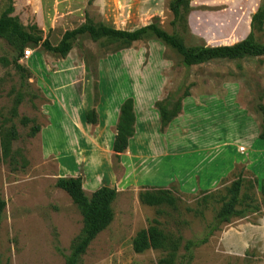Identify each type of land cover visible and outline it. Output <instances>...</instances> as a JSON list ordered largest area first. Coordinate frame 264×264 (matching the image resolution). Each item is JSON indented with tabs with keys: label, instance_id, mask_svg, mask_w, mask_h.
<instances>
[{
	"label": "rangeland",
	"instance_id": "rangeland-1",
	"mask_svg": "<svg viewBox=\"0 0 264 264\" xmlns=\"http://www.w3.org/2000/svg\"><path fill=\"white\" fill-rule=\"evenodd\" d=\"M171 1L13 0L12 15L26 28L36 24L43 36L57 45L66 30L86 21V14L96 24L124 30H135L158 17L159 26L173 33ZM263 4L264 0H191L187 26L179 29L180 36L190 49L232 45L251 33L252 16ZM8 5V0H0V16ZM261 27L257 21L253 39L264 45V25ZM28 49L32 56L25 58ZM20 52L17 38L0 37V123L3 117H10L17 96L22 97L18 114L11 119L18 132L13 142L16 162L4 161L0 152V264H67L65 256L79 235L83 220L78 206L56 182L79 174L81 168L85 173L93 169L91 153L87 152L91 145L79 139L48 142L42 139V130L35 137L30 136V130L34 124L52 125L49 111L57 108L53 85L61 83L64 90L73 92L84 88L93 92L96 84L95 89L106 96L113 88L110 79L120 76L127 77L133 89L147 83L157 89L161 84L163 100L171 112L186 92L217 93L223 97L235 94L253 113L250 117L257 125V135L251 136L249 142L225 146L226 164L219 167L222 169L216 175L196 177L198 182H209L197 188L194 179L193 184L182 180L187 178L188 162L194 161L193 166L199 163L192 169L198 173L212 154L220 151L219 147L176 156L171 148H151L152 159L162 160V165H169L170 170L172 164L179 168L176 175L167 178L166 186L149 184L154 179L147 176L153 171L150 165L148 173L146 165L134 163L131 167L112 155L103 164L105 172L94 188L103 183L114 184L118 192L112 204L114 218L92 241L81 264H159L172 253L174 264H264V196L254 181L264 179V145L261 143L262 150L251 148L257 136L264 141V56L214 59L187 66L175 49L152 33L128 46L121 40L94 41L89 35H82L73 42L66 57L34 43L26 44ZM17 64L27 72L19 70ZM23 117L32 122L23 125ZM230 124L228 135L238 130L232 121ZM55 126L62 127L59 123ZM182 135L190 136V128L183 127ZM182 160H187L186 164ZM240 173L244 181L235 206L237 214L229 222H221L218 215ZM161 186L176 198L174 206H149L139 200L141 190ZM155 221L167 237V248L135 252V237Z\"/></svg>",
	"mask_w": 264,
	"mask_h": 264
},
{
	"label": "crops",
	"instance_id": "crops-1",
	"mask_svg": "<svg viewBox=\"0 0 264 264\" xmlns=\"http://www.w3.org/2000/svg\"><path fill=\"white\" fill-rule=\"evenodd\" d=\"M123 77L110 79L113 88H109L110 92L106 96H102L98 88L95 89L96 84L93 85V92L88 91V89L85 90V88L76 89L73 92L64 90L65 86L61 83L53 85L55 93H57L55 95L57 108H53L57 110L54 111L55 109L52 108L49 111L52 125L41 126V136L44 141L48 142L56 140L64 142L67 139L74 142L79 139L80 142L91 145V149L88 148L87 152L91 153L90 159L93 169L85 173L81 168L79 174L68 176H81L86 194L90 193L91 195L104 185L115 187L110 182L94 188L96 183L100 181L99 177L105 172L106 167L103 164H107L112 155L115 157L117 155L113 150V143L117 134L120 107L127 98L132 97L135 102V132L129 139L128 148L119 153V161L124 159L131 167L134 166V163H136L135 165H146L148 173L153 168V171L147 175L154 178L149 184L166 186L167 178L179 169L175 168L176 164H172V170H170L169 165H162V160L152 159L151 148L153 147L157 148V151L164 150L166 147L171 148L175 150L174 156L192 151L210 150L214 146L219 147L218 150L220 151L212 154L208 164L198 173H193L192 169L197 167L199 163L195 162V166H193L194 161L188 162L189 165L185 168L187 178L183 179L182 177V180L185 184H193L195 181L198 185H194V187L197 188L204 187L206 184L209 185V182H198L196 177L199 175V177L216 175L215 173H219L222 169L219 167L226 164L228 158L227 147L225 146L238 144L240 141L249 142V139L257 135V125L252 122L250 117L253 116V113L240 103L237 95L232 94V97H223L224 95L217 93H192L184 97L181 103V112L168 124L164 131H161V114L156 103L164 99V88L160 84V87L155 89L154 86L152 88L151 84L148 85L147 83L141 85L140 88L135 87L133 89L130 88L129 84L131 83L127 77ZM119 87L122 88L119 90ZM121 90L122 92H120ZM92 109L97 113L95 124L89 122L86 116V113ZM233 110L235 111L234 114ZM230 121L234 127L238 128L237 132L232 135H228V127L231 126ZM58 123L62 126L59 129L55 126ZM183 127L190 128V136L182 135ZM230 136L235 138L232 139ZM260 140L257 136V140L252 141L253 146L251 148L256 149V146L262 150L260 147L262 146L261 143L264 145V141L261 142ZM82 153L85 154L84 151ZM160 155L159 152L158 157ZM186 162L187 160L183 164ZM148 165H150V170H148Z\"/></svg>",
	"mask_w": 264,
	"mask_h": 264
},
{
	"label": "trees",
	"instance_id": "trees-1",
	"mask_svg": "<svg viewBox=\"0 0 264 264\" xmlns=\"http://www.w3.org/2000/svg\"><path fill=\"white\" fill-rule=\"evenodd\" d=\"M7 9L0 16V37L11 35L17 38L21 44V54L26 44L34 43L41 45L46 51L66 57L73 47V42L82 35H89L92 40L101 39L121 40L127 46L135 41L143 39L147 34L152 33L156 39L162 41L165 45L175 49L182 57L187 66L198 65L209 62L214 59H241L249 56H264V45L257 43L253 39V29L258 21L264 25V4L259 7L251 20V33L243 40L228 46H206L202 45L197 48H187L180 36L179 29L185 28L186 15L190 8L191 0H172L170 9L173 13L172 26L173 33H168L158 24V17L148 25L139 27L135 30L117 29L105 24H96L88 14L86 21L72 30H66L61 41L57 45H53L49 37H44L42 30L32 24L27 28L24 27L17 16H13L14 11L13 0H8ZM22 72H27L26 68L21 64L16 65ZM27 74V73H26ZM186 92L183 95L187 97ZM182 98V99H183ZM179 99L176 107L171 112L165 100L158 101L156 106L161 114V130L164 131L168 124L181 112V102ZM22 101L21 94L15 100L10 110V117H3L0 123V152L3 160L11 164L16 162L13 142L18 138V132L11 119L18 114V106ZM134 99L127 98L120 107V117L117 124V134L113 143V150L119 158V153L124 152L128 148L129 139L135 132L136 114L134 108ZM89 122L95 124L97 122V113L94 109L86 113ZM32 120L23 117L21 123L28 125ZM41 126L34 124L30 130V136L35 137L39 133ZM264 139V132L261 134ZM243 175L239 174L238 178L233 182L229 189V199L223 204L219 213L221 222H229L234 214L235 206L239 201V195L243 185ZM261 187V193L264 196V179L261 181L255 179ZM57 187L64 190L76 204L81 212L83 225L79 235L71 245L69 253L65 256L67 264H81L82 257L86 253L92 241L103 231L114 218L112 204L117 198L118 192L115 187L104 185L88 196L83 188V179L78 177H61L56 182ZM139 200L149 206H158L169 204L174 206L176 198L171 195L169 189H145L139 193ZM3 208V202L0 201V214ZM167 237L155 221L148 229L141 230L133 241L134 251L142 253L147 249L167 248ZM174 254L159 261V264H174Z\"/></svg>",
	"mask_w": 264,
	"mask_h": 264
},
{
	"label": "built area",
	"instance_id": "built-area-1",
	"mask_svg": "<svg viewBox=\"0 0 264 264\" xmlns=\"http://www.w3.org/2000/svg\"><path fill=\"white\" fill-rule=\"evenodd\" d=\"M31 56H32V50H31V49L25 50V55H24V57H25V58H29V57H31Z\"/></svg>",
	"mask_w": 264,
	"mask_h": 264
},
{
	"label": "water",
	"instance_id": "water-1",
	"mask_svg": "<svg viewBox=\"0 0 264 264\" xmlns=\"http://www.w3.org/2000/svg\"><path fill=\"white\" fill-rule=\"evenodd\" d=\"M246 38V37H245ZM244 38V39H245ZM244 39L240 40V41H243ZM240 41H237L236 43L240 42ZM235 44V43H234ZM233 45V44H232ZM216 46H228V45H216ZM215 47V46H214Z\"/></svg>",
	"mask_w": 264,
	"mask_h": 264
}]
</instances>
